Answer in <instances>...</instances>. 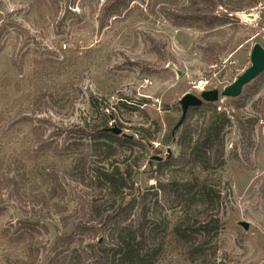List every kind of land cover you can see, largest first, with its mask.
Returning a JSON list of instances; mask_svg holds the SVG:
<instances>
[{"label":"rangeland","instance_id":"1","mask_svg":"<svg viewBox=\"0 0 264 264\" xmlns=\"http://www.w3.org/2000/svg\"><path fill=\"white\" fill-rule=\"evenodd\" d=\"M105 1L78 0L67 10L64 2L56 0H0V147L7 152L31 147L32 125L38 119L72 131L85 120L97 122L105 108L116 117L111 128L122 129L136 141H141V135L154 137V141H146L150 150L135 189L127 190L130 200L155 185L152 177L158 163H150L153 157L165 160L169 148L173 157L179 155L176 141L180 130L175 141L172 132L181 119V98L187 93L200 97L203 91H222L233 83L251 66L253 46L259 43L264 47V28L257 25L256 9L237 13L232 25L216 29L200 22L179 27L160 12V5L155 13L150 12L149 0L132 5V11L121 17L104 20L101 10ZM182 5H188V0H182ZM249 14L256 19L248 20ZM215 15L232 16L224 7H218ZM211 44L224 47L223 52L222 47L215 51L217 59L208 50ZM67 50L77 51L88 61L63 82L68 97L55 102L61 98L55 91L63 92L62 87L57 84L59 88L53 89L44 82L28 99L25 90L45 63L46 67L50 63V69L63 67L68 63ZM92 97L100 108L94 107ZM241 98L246 116L256 122L250 140H243L234 120L226 132L225 166L218 172L224 179L217 264H264V73L244 88ZM233 100L215 104L232 115L238 103ZM12 106L15 110L10 113ZM138 153V148L133 152L123 148L117 161L134 165ZM66 186L68 198L61 205L68 214H74L97 193L82 185ZM4 205L0 261L5 249L2 231L11 224L29 220L44 227L38 239L46 250L38 264L50 259V243L73 230H65L57 215L39 218L28 205L22 208L9 201ZM240 222L249 223V230Z\"/></svg>","mask_w":264,"mask_h":264},{"label":"trees","instance_id":"2","mask_svg":"<svg viewBox=\"0 0 264 264\" xmlns=\"http://www.w3.org/2000/svg\"><path fill=\"white\" fill-rule=\"evenodd\" d=\"M56 1L64 2L69 10L78 0ZM245 1L188 0L183 6L182 0H149V9L155 13L160 5V12L179 27L200 22L213 29L232 25L235 14L256 9L257 25L264 28V3ZM136 3L145 4L146 0H106L101 16L104 20L121 17ZM218 7L226 8L232 16L215 15ZM220 47L210 45L213 59L218 58L215 51ZM64 54L68 63L63 67L50 69V63L48 67L45 63L25 90L28 99L44 82L53 89L62 87L63 92L55 91L61 97L55 102L68 97L63 82L88 61L77 51ZM92 99L94 107L100 108ZM242 99L233 100L238 103L232 115L216 104L191 108L176 141L179 155L158 162L152 177L155 185L130 200L127 190L135 189L150 150L146 141H154L152 135H141V141H136L111 133L109 124L116 117L105 108L97 122L85 120L72 131L38 119L32 125L31 147L21 152L2 151L0 147V226L6 201L22 208L28 205L35 217L59 216L61 226L73 230L50 243L47 264H217L224 179L218 172L225 166L226 132L234 120L243 140H250L256 122L246 116ZM14 110L12 106L9 112ZM123 148L130 152L138 148L134 165L117 161ZM70 184L97 192L74 214L61 205L68 198L66 185ZM41 228L39 221L26 220L3 230L5 249L0 264H38L46 250L38 239Z\"/></svg>","mask_w":264,"mask_h":264},{"label":"water","instance_id":"3","mask_svg":"<svg viewBox=\"0 0 264 264\" xmlns=\"http://www.w3.org/2000/svg\"><path fill=\"white\" fill-rule=\"evenodd\" d=\"M246 18L250 21H254L256 19V16L253 14H249L246 16ZM250 61H251V66L248 69H246L241 75H239L233 83L227 85L222 91H219L217 89L210 91H203L201 92L200 97L192 93L185 94L178 102L181 108V119L174 127L172 136L175 137L176 132L181 129L188 115V112L191 108L199 107L203 103L215 104L220 100H224V99H238L242 95L244 88L250 85L252 82H254L258 77H260L264 73V47L261 44L256 43L253 46L250 55ZM110 132L115 135H121L123 138L126 139H130V140L134 139V137L123 133L122 129H119L116 126L110 128ZM171 157H172V150L169 148L165 160H169ZM154 161L158 163V162H162L163 159L160 157H153L150 163ZM239 224L241 227H243L244 230L246 231L249 230L250 227L249 223L240 222Z\"/></svg>","mask_w":264,"mask_h":264},{"label":"flooded vegetation","instance_id":"4","mask_svg":"<svg viewBox=\"0 0 264 264\" xmlns=\"http://www.w3.org/2000/svg\"><path fill=\"white\" fill-rule=\"evenodd\" d=\"M172 138H173V141H175V139H174L175 137L172 136Z\"/></svg>","mask_w":264,"mask_h":264},{"label":"built area","instance_id":"5","mask_svg":"<svg viewBox=\"0 0 264 264\" xmlns=\"http://www.w3.org/2000/svg\"><path fill=\"white\" fill-rule=\"evenodd\" d=\"M66 48V47H65Z\"/></svg>","mask_w":264,"mask_h":264}]
</instances>
